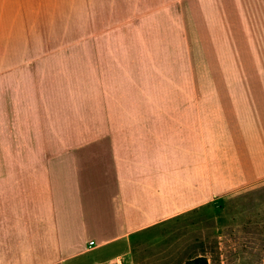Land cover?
<instances>
[{"label":"crops","instance_id":"obj_1","mask_svg":"<svg viewBox=\"0 0 264 264\" xmlns=\"http://www.w3.org/2000/svg\"><path fill=\"white\" fill-rule=\"evenodd\" d=\"M218 1L87 0L33 53L31 0H0V264L115 254L264 181V54L196 69Z\"/></svg>","mask_w":264,"mask_h":264},{"label":"rangeland","instance_id":"obj_2","mask_svg":"<svg viewBox=\"0 0 264 264\" xmlns=\"http://www.w3.org/2000/svg\"><path fill=\"white\" fill-rule=\"evenodd\" d=\"M86 1L31 0L33 53L46 41L56 46L86 35ZM215 8L209 16L213 29H197L206 15L191 21L197 70L216 69L235 55L264 54V0H220ZM114 245L78 259L82 264H94L91 258L96 264H182L203 256L206 264H264V181L157 224L112 254Z\"/></svg>","mask_w":264,"mask_h":264},{"label":"trees","instance_id":"obj_3","mask_svg":"<svg viewBox=\"0 0 264 264\" xmlns=\"http://www.w3.org/2000/svg\"><path fill=\"white\" fill-rule=\"evenodd\" d=\"M206 259L203 256H198L188 261H185L182 264H206Z\"/></svg>","mask_w":264,"mask_h":264},{"label":"built area","instance_id":"obj_4","mask_svg":"<svg viewBox=\"0 0 264 264\" xmlns=\"http://www.w3.org/2000/svg\"><path fill=\"white\" fill-rule=\"evenodd\" d=\"M90 243H92V242H90Z\"/></svg>","mask_w":264,"mask_h":264}]
</instances>
